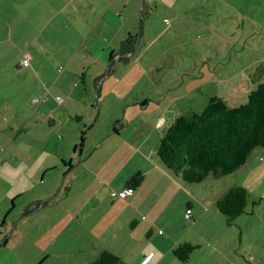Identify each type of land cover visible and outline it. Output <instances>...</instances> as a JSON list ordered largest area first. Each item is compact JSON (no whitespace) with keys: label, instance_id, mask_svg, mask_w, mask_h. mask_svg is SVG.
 I'll use <instances>...</instances> for the list:
<instances>
[{"label":"crops","instance_id":"obj_1","mask_svg":"<svg viewBox=\"0 0 264 264\" xmlns=\"http://www.w3.org/2000/svg\"><path fill=\"white\" fill-rule=\"evenodd\" d=\"M153 1L56 0L54 7L45 5L44 10L41 9L30 19L38 28L37 37H41L45 30L49 29L56 34L58 40L56 39L55 43L59 45L65 41L74 57L71 56L69 64L64 67L63 64H58L60 60L54 59L56 62L50 63L47 60L39 61L38 54L27 52L30 54L29 66L31 64L34 69L40 67L49 70V65L54 64L58 65L57 70L62 67L57 71V77L54 76L55 80L48 79L51 85L42 80L40 82L43 86L35 88L40 89L38 97L44 93V88L48 89L49 99L38 103L35 113L30 116L37 126L35 129H39L33 133L30 143L31 146L39 144V150H46L51 142L57 146L54 150L56 153L50 154L54 156V161L42 164L40 183H47L54 191L58 179L52 178L46 182L48 172L51 169H58L59 175L64 173L65 177L53 198L48 199L45 195L33 196L37 199L31 200L27 206L19 210L22 216L24 214L30 216L40 207L51 201L55 202L61 195V198L63 197L61 212L71 215L74 222L71 224V232L55 233V237L63 239L66 234L74 245L78 243L75 247L65 249L61 242L55 248L53 254L61 258L63 263L48 262L47 259L30 261L20 256L7 259V264H91L101 251L114 253L127 264H141L144 255L150 252H153V255L146 264H264V220L260 217V211L254 207L261 198L255 200L249 197L253 207L249 208L247 199L245 213L239 214L229 223L225 215L218 211L216 202L228 188L241 185L237 178L224 182L221 189L212 197V201L209 200L210 208L202 209L206 204H203L200 198H190L189 185L167 169L157 155L160 138L165 134L171 121L183 115L180 111L186 110L179 102L184 99V94L173 99L177 101L175 106L178 109L168 117L164 113L166 110L170 112L174 103L171 102L169 105L165 102L168 93L163 86H159L158 90L150 86L135 98L128 94L121 95L120 103L115 108L116 114L105 116L108 125L101 133L102 139L109 138L113 146L102 152L103 157L92 166L86 164L85 159L92 156L96 149L98 156L105 140L95 146L93 152H89L87 156L83 154L81 148L78 151L79 161L73 164L72 156L76 151L78 132L81 135L82 131L86 133L94 130L96 121L101 118L105 103L101 88L105 78L110 76L114 78L113 75L116 73L112 70L114 62L123 57L128 58L125 61L131 59L134 55L133 45L144 40L148 21L155 12ZM179 3L186 4L184 0L176 1V4ZM163 7L161 6L162 10ZM168 8L167 13L174 26L177 22L189 24V27H195L194 30L204 26V22L200 20L201 15L194 17L190 14L193 8L181 10L170 4ZM164 22L170 26H166L162 34L172 33V24L168 23V20ZM61 32L66 36L60 35ZM125 47H129L130 51L125 50ZM244 48L247 49V57L255 55L259 63L229 68L227 83L223 85L224 91L213 90L206 99L211 96L221 97L228 101L229 105H238L245 101L247 93L254 89L257 83L264 81V46L246 43ZM3 55L5 52L0 51V58ZM77 55L79 57L74 61ZM73 61L75 64L74 68L73 66L71 68L74 70L72 79H66L63 76H66V72L70 73L68 70ZM18 66L24 67L21 61H18ZM151 69L152 67H147L145 72L149 73ZM151 80H154V77ZM91 82L94 88L89 86ZM92 88L96 90L95 102ZM160 92H163L164 98ZM58 95L63 97L61 103L54 99ZM152 95L159 96L154 106L151 105ZM195 108L197 107L191 105L188 110L197 111ZM71 118L82 125L69 123L67 131H62L64 123H68ZM91 118L94 119L93 122ZM72 146L73 152L69 155ZM115 157L117 160L113 164L112 176L106 179L101 174L102 168H105L104 164L109 159L115 160ZM68 163L71 167H68ZM135 172H140L143 177L139 187L134 188L133 194L125 199L115 197L113 193L122 190L126 180ZM77 173H80V176L86 175V178L77 182L76 186L74 179ZM87 173L92 177H87ZM24 176L27 174H20L17 178L18 184L12 188L16 189L10 193L13 203L1 222L0 233L9 231L12 224L15 227L14 218L9 219L7 214L18 209L16 201L22 197L24 191H28L22 188ZM35 184L32 183V186ZM188 208L192 210L190 218H185L184 213ZM256 213L260 217L257 227L254 222V218H257ZM160 226H163L164 231L160 230ZM14 231L19 229L15 228ZM21 233L19 231V234ZM183 242L197 246L186 263L178 261L173 253L174 248ZM21 251L25 253L26 248H22ZM14 253L21 252L15 250ZM72 254L74 256L69 260Z\"/></svg>","mask_w":264,"mask_h":264},{"label":"rangeland","instance_id":"obj_2","mask_svg":"<svg viewBox=\"0 0 264 264\" xmlns=\"http://www.w3.org/2000/svg\"><path fill=\"white\" fill-rule=\"evenodd\" d=\"M176 1L182 0H154L152 5L155 12L148 21L144 40L142 39L140 44L133 45L135 48H132L134 55L131 59L125 61L128 58L123 57L114 62L112 67V70L116 71L113 75L114 78L111 76L105 78L101 88L102 96H105L101 118L96 121L94 130L87 131L84 136L81 148L86 156L89 155V152L92 153L95 146L102 140H105L101 136L108 125L104 118L106 115L110 117L111 114H116L115 108L120 103L121 95L128 94L131 98H135L142 90L149 89L150 86L154 90L163 86L168 93L165 102L169 105L171 102L174 103L170 112L166 110L164 115L168 117L169 114L177 111L178 108L175 106L177 101L173 99L180 98L182 94H184V99L182 98L179 102L186 110H182L180 113L188 115L187 113L194 111L188 110L191 105L197 107L195 109L200 112L209 99L206 98L213 90L224 91L223 85L227 83L226 77L229 68L235 66L241 68L244 65L247 67L248 63L256 65L259 63L255 55L247 57V49L244 46L246 43H250L252 46H264V0H209L208 2L184 0L186 2L184 5L176 4ZM56 3V0H0V8L2 7L0 10V51L5 52V55L0 58V226L6 216L7 209L13 203L10 193L16 189L12 188L18 184L17 178L22 173L27 174L23 177L22 188L28 189L16 201L18 209L7 214L9 219L14 218L15 227L12 224L9 226V231L0 233V241L4 236L10 234L7 237V242L0 245V264H7V259L20 256L30 261L47 259L48 262L63 263L61 258L53 254L55 248L61 242L65 249L71 246L75 247L78 243L74 245L73 241L65 236L66 234L62 237L63 239L55 237V233L71 232V224L74 222L71 215H67L64 211L61 212V199L63 198L61 195L55 202L51 201L40 207L30 216L25 214L22 216L20 211L31 200L37 199L33 196L45 195L49 199L53 198L55 194L57 195L59 185L65 177L64 173L59 175L58 169H51L45 179L46 182L48 179H58L55 190L52 191L47 183H40L42 164H50L54 161V156L50 154L56 153L54 150L57 146L51 142L46 150H39V144L31 146L30 143L33 133L39 131V129H35L37 126L30 117L36 111L37 104L33 100L38 97L40 91L35 88L43 86L42 82L51 85L48 79L55 80L60 68L57 70L58 65L55 64L48 67L52 71L40 67L34 69L31 64L29 67L19 68L18 66V61H21L25 52L38 54L39 61L47 60L50 63L60 60L58 64H63L64 67L74 57V54L72 55L70 52V46L66 45L65 41L59 45L55 43L56 34H53L49 29H46L41 37H37L38 28L35 27V23L33 25L30 22L35 14L37 15L41 9L44 10L45 5L54 7ZM169 4L181 10L193 8L190 14L194 17L201 15L200 20L204 22V26L198 30H194L195 27H189L190 25L184 22H177L174 26L167 13ZM161 6H164V10L161 9ZM24 14L27 20L26 17H23ZM165 20L172 24L173 30L172 33L163 35L162 30L166 26H170L164 22ZM60 35L63 36L65 33L61 32ZM47 40L49 41L46 42ZM81 52L85 54L83 50ZM77 57L79 55L75 57L74 61ZM74 61L69 67L68 72L70 71V73L66 72L64 78L72 79L71 75L74 70L71 68L72 66L74 68ZM147 67H152L149 73L145 72ZM152 77L154 80H151ZM71 83L74 85L73 81ZM89 86L93 87V82ZM93 88L95 102L97 96L96 90ZM45 90L46 88H44V92ZM159 94L163 97V92ZM157 97L159 96L152 95L151 105L154 106V102L158 101ZM48 103L51 104V102ZM73 112L75 113V111ZM93 120L91 118V122ZM69 121L64 123L62 131H67L69 123L82 125L73 118ZM29 128L31 130H28ZM79 139L80 133L78 132L77 145ZM108 139L106 138L103 142L98 156L96 155L98 149H96L92 156L85 159L86 164L92 166L99 162L104 155L102 152L113 146ZM72 152L73 146L70 147L69 155H72ZM72 157L73 164H76L79 161L77 148ZM116 160L115 157V160L109 159L104 164L105 168H102L101 174L106 179L112 176L113 164ZM70 175L72 174L70 173ZM75 175L77 176L74 179L76 186L77 182L86 178V175L80 176V173ZM87 177H92V175L88 174ZM33 178L34 181H32ZM236 178L241 182V187L251 195L250 198L255 200L261 198L257 204H254V207L260 211V217L264 220V148H255L248 162L230 175L209 174L201 183L185 181L184 183L189 185L190 198H200L203 204H206L202 208L205 209L210 208L209 200L212 201V197L221 189L224 182ZM32 183H36L35 186H32ZM45 196L42 197L43 200ZM248 206L249 208L253 207L249 199ZM256 217L254 222L257 227L260 218L257 213ZM19 220H21L19 223L16 222ZM15 228L22 233L14 231ZM159 228L164 231L163 226ZM22 248H26L25 253L21 251ZM15 250L21 253L15 254ZM73 256V254L70 255L69 260ZM120 264L127 263L120 259Z\"/></svg>","mask_w":264,"mask_h":264},{"label":"trees","instance_id":"obj_3","mask_svg":"<svg viewBox=\"0 0 264 264\" xmlns=\"http://www.w3.org/2000/svg\"><path fill=\"white\" fill-rule=\"evenodd\" d=\"M125 50L130 51L129 47ZM44 94L37 97L40 101L35 104L49 99L47 92V98L41 100ZM84 133L82 131L80 135L81 147ZM255 148H264V81L257 83L247 93L245 101L238 105L232 106L221 97L211 96L200 112L191 111L176 117L160 138L156 151L167 169L183 181L197 184L209 174H232L248 162ZM67 165L71 167L69 163ZM142 179V174L135 172L126 180L125 187L137 188ZM249 197L241 185H233L217 200L216 207L230 223L245 213ZM7 237H3L0 245L7 242ZM196 248L190 242H183L173 253L178 261L186 263ZM91 264H120V258L112 252L101 251Z\"/></svg>","mask_w":264,"mask_h":264},{"label":"built area","instance_id":"obj_4","mask_svg":"<svg viewBox=\"0 0 264 264\" xmlns=\"http://www.w3.org/2000/svg\"><path fill=\"white\" fill-rule=\"evenodd\" d=\"M29 60H30V54L29 53H25L22 57V60H21V65L24 66V67H28L29 66ZM60 69H62V67L60 66ZM47 92L48 89H46V92L44 94V96L42 97L41 100H45L47 98ZM57 101L61 102L62 101V97L60 96H57L56 97ZM38 101H40L39 98H35L33 100L34 103H37ZM133 191L134 189L131 187V186H126L124 187L122 190H117L113 193V195L117 198H120V199H125L128 195L130 194H133ZM191 209L188 208L185 213H184V216L185 218H190V213H191ZM153 255V252H150V253H147L146 255H144L142 261H141V264H146L147 262L150 261L151 257Z\"/></svg>","mask_w":264,"mask_h":264},{"label":"water","instance_id":"obj_5","mask_svg":"<svg viewBox=\"0 0 264 264\" xmlns=\"http://www.w3.org/2000/svg\"><path fill=\"white\" fill-rule=\"evenodd\" d=\"M80 140H81V138L79 139L78 147H76L78 151H80V149H81ZM59 188H60V185H59Z\"/></svg>","mask_w":264,"mask_h":264}]
</instances>
